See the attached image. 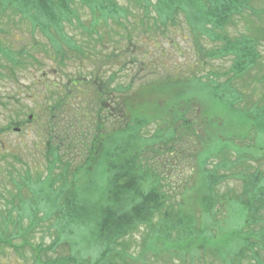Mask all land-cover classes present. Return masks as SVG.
Returning a JSON list of instances; mask_svg holds the SVG:
<instances>
[{
    "label": "trees",
    "instance_id": "trees-1",
    "mask_svg": "<svg viewBox=\"0 0 264 264\" xmlns=\"http://www.w3.org/2000/svg\"><path fill=\"white\" fill-rule=\"evenodd\" d=\"M134 1L144 9L143 16L153 23L175 24L182 17L199 60L206 62L233 54L232 71L236 75L246 74L255 63L253 40L246 36L233 39L225 32L231 15L240 12L242 7L250 8L251 0ZM6 10L17 14L32 32L38 31V36L46 39L40 42L43 53H54L57 60L53 61L61 66L64 47L81 56L88 55L87 45L68 34L67 26L78 24L88 37L97 35L102 39L104 35L100 32L110 22L120 23V18L132 14L116 0H0V14ZM83 14L88 15L86 25L82 22ZM261 32L264 34V30ZM125 38L128 61H137L139 65L130 48L135 45L133 34L127 33ZM204 38L220 46L206 48ZM31 42L38 44L31 39L27 53L14 50L0 37V59L6 63L0 61V77L16 75L27 63V57L29 62L41 63L31 51L34 46ZM122 56L116 52L102 55L101 65L90 71L89 77L78 75L69 81L71 88L78 92L84 89L86 96V153L75 168L73 163L75 172L70 170L69 159L60 158L57 147L47 149V159L51 170L58 162L72 171L73 182L67 174H48L46 180L40 176L35 180L28 177L25 181L29 190L38 194L40 203L51 201L56 183H60L62 190H69L62 197V205L52 202L53 211L59 212L62 233L76 236L77 227L88 229L91 241L88 251L95 252L94 256L88 261L81 254L42 259L41 254L50 248L37 249L27 241L14 244L17 234L1 230L0 249L7 246L19 252L27 246L35 264H69L70 261L72 264H155L157 259L163 264H264V104L235 109L242 94L230 85L229 79L217 82V72L206 74V80L194 72L173 80L161 75L148 80L134 74L126 83H121L116 80L120 66L109 74L103 67L110 61L120 62ZM168 92L169 98L163 104L154 98ZM144 94L151 99L141 100ZM204 99L213 102L211 110L222 105L235 110L237 120H229L245 125L246 130H213L212 121L202 120L198 111L193 112L195 104L203 103ZM59 106L60 100L49 107L51 127ZM31 112L37 116L32 109ZM249 136L253 146L240 145ZM185 153L195 158L198 168L195 173L177 180L180 187L176 188L170 185L176 183L167 182L162 163L168 161L164 159L167 154L177 162ZM252 161L255 165L251 166L248 163ZM90 174L96 176L95 187H82L84 194L74 183ZM194 175L196 178L191 183ZM229 177L240 181L239 191L218 193V184ZM175 189L181 191L179 196L174 195ZM31 201L35 209L30 214V224L40 204L36 199ZM238 207L242 210L241 216L235 213ZM27 212L19 206L15 222L21 224ZM140 228L143 229L141 251L136 253L129 248L136 244L134 232ZM20 256L24 257L21 253Z\"/></svg>",
    "mask_w": 264,
    "mask_h": 264
},
{
    "label": "rangeland",
    "instance_id": "rangeland-1",
    "mask_svg": "<svg viewBox=\"0 0 264 264\" xmlns=\"http://www.w3.org/2000/svg\"><path fill=\"white\" fill-rule=\"evenodd\" d=\"M116 1L127 6L132 14L126 18H120V23L110 22V26L100 32L104 35L102 39L98 38L97 35L92 38L88 37L78 24L67 26L68 34L74 36L81 44L87 45L85 48L88 55L81 56L64 47V56L62 57L64 64L62 66L53 61L57 60L54 53L50 52L49 55L43 53L44 50L40 42H45L46 39L42 35L38 36L40 34L38 31L32 32L31 27L26 22L21 21L17 14H12L10 10H6L5 14H0V37L7 40L14 50L22 49L26 50L27 53L29 50L27 46H30L31 39H35L38 44L35 46L31 42L32 45L34 44L31 51L41 62H29L27 57V63L16 71V75L0 77V130L2 131L0 134V230L5 231L6 234H17L13 240L14 244L27 241L37 249L42 248L46 251L50 248V251L42 254L40 250L42 259L60 256L72 258L81 254L88 261L94 256L92 251H88L91 242L88 229L77 227L76 236H71L66 231L62 233L60 218L58 217L59 212L56 214L53 211L52 202L57 201L59 205H62V197L69 194V190H62L60 183H56L54 197L60 195L61 198L55 200L53 197L50 202L43 201L40 203L41 200L37 198L38 194L35 195V192L30 191L25 181L28 177L35 180L37 176L46 180L48 174L54 176L67 174L68 179H72V174L75 172L74 168L81 163L80 161L86 153L84 139L88 131L86 127L88 125L86 122L88 108L85 106L84 89H81L82 92H78L71 88L72 84L69 81L78 75L89 77L90 71L101 65L100 58L102 55L109 52L123 54L120 62L110 61L103 67L109 74L118 70L120 66L116 80L121 83H126L134 74L148 80L160 75L163 78L171 77L170 79L173 80L174 77L178 79L194 72L201 80H206V74L217 72L218 76L215 77L217 82H224L229 79L230 85L242 94L243 98L235 105V109L241 110L255 105L259 107L264 104V34L261 32L264 30V0H251L250 8L242 7L240 12L231 15V21L225 26V32L230 38L246 36L255 43V65L253 64L254 66L252 65L248 72L242 75H236L232 71V63L235 59L233 54L220 59H207L206 62H203L202 59V61L199 60L188 31L189 28L182 17L177 19L175 24L163 25L160 21L153 23L152 20L143 16L144 9L137 5L134 0ZM82 19L84 25L88 24V15L83 14ZM127 33L133 34L135 45H131L130 48L134 50L133 55L138 58L139 65H137V61L129 62L130 55L127 57L125 55ZM203 44L206 48L220 46L219 43H212L209 38H204ZM0 61L6 64L4 60L0 59ZM9 64L7 63V65ZM170 92L165 95L163 93L157 94L154 98L163 104L169 98ZM149 98L150 95L148 94L141 96L143 101H147ZM59 100L60 106L51 127L48 123L49 107ZM212 107H214L213 102L204 99L203 103L195 104L193 112L198 111L202 120L212 121L215 131L246 130L245 125L238 124V122L232 123L229 120V118L236 119L235 110L224 105L215 110H211ZM31 109L37 116L33 115ZM30 115L33 116V121L32 118L29 119ZM60 142L63 145H59ZM244 144H250V136L240 145ZM252 146L253 144H250V147ZM49 147H57V153L61 154L59 155L60 158L71 161L70 170L73 172L64 169L58 162L56 163L57 166L51 170V164L47 159ZM167 156L164 159H168V161L165 162L163 159L164 162L162 163L164 164L163 173L165 176L167 175V182L176 183L186 174L197 171L198 163H196L195 158H190L188 153L183 154V158L177 162L171 160L169 154ZM73 163H75L74 168ZM248 164L255 165L253 161ZM211 166L212 164H209V167ZM195 175L192 177L191 183L195 180ZM95 177L94 174H90L86 178L83 175L75 181L74 185L79 186L85 194L83 188L86 185L89 186L88 189L95 187ZM239 184L240 181L236 177H229V179L227 178L218 184L216 188L218 193L227 190H230L229 192L237 191ZM170 185L176 188L180 187L179 183ZM174 191L176 192L175 196L181 194L179 189ZM94 196L97 197L96 194ZM82 197L85 198V195ZM88 197L92 198L93 196ZM12 198H14L13 203L11 202ZM30 199H36L37 204L40 203L38 210L35 211L36 218L31 224L30 214L35 209V205L32 201L31 205ZM19 206L29 211L27 212L28 215H24L21 224L15 222L16 211ZM10 209L13 210V213ZM241 212L242 210L239 208L235 213L241 216ZM10 217L11 221L8 222ZM237 218L239 219L238 216ZM240 223V221L237 222L238 225ZM231 227L233 228V226ZM81 233L83 235L79 237ZM134 235L136 244L129 249L138 253L141 251L143 229L140 228V230L135 231ZM58 240L60 242H57ZM26 247L19 252H14L7 246L0 249V264H35L34 255L30 254L31 252ZM20 253L24 257L20 256ZM148 256L152 258V254ZM156 261L155 264H163L160 259ZM69 264L72 262L70 261Z\"/></svg>",
    "mask_w": 264,
    "mask_h": 264
},
{
    "label": "water",
    "instance_id": "water-1",
    "mask_svg": "<svg viewBox=\"0 0 264 264\" xmlns=\"http://www.w3.org/2000/svg\"><path fill=\"white\" fill-rule=\"evenodd\" d=\"M32 116L30 115L29 118H31ZM18 130V128H16Z\"/></svg>",
    "mask_w": 264,
    "mask_h": 264
},
{
    "label": "clouds",
    "instance_id": "clouds-1",
    "mask_svg": "<svg viewBox=\"0 0 264 264\" xmlns=\"http://www.w3.org/2000/svg\"><path fill=\"white\" fill-rule=\"evenodd\" d=\"M83 243V242H82ZM93 254H95V252H93Z\"/></svg>",
    "mask_w": 264,
    "mask_h": 264
}]
</instances>
